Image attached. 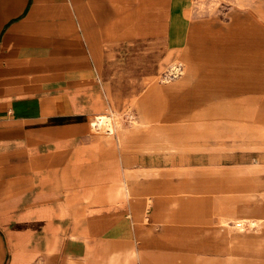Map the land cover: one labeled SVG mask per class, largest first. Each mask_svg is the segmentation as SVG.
<instances>
[{
    "label": "crops",
    "instance_id": "0c3cea01",
    "mask_svg": "<svg viewBox=\"0 0 264 264\" xmlns=\"http://www.w3.org/2000/svg\"><path fill=\"white\" fill-rule=\"evenodd\" d=\"M190 1L0 0V264H232L225 227H262L216 149L256 136L248 113L219 87L212 132L192 84L161 80L217 24ZM236 12L264 27V0Z\"/></svg>",
    "mask_w": 264,
    "mask_h": 264
},
{
    "label": "rangeland",
    "instance_id": "374dc122",
    "mask_svg": "<svg viewBox=\"0 0 264 264\" xmlns=\"http://www.w3.org/2000/svg\"><path fill=\"white\" fill-rule=\"evenodd\" d=\"M250 2L251 0H191V11L188 15L191 20L204 21L213 17L217 24L213 22L203 25L201 29L192 27L189 30L191 43L188 45L189 49L186 48L188 54H184L182 61L177 63L181 67L180 74L183 76L175 79L166 74L161 80L168 83L166 84L168 86H176L180 83L185 88L192 84L193 91L203 102L208 103V109L201 114L200 119L210 121V130L222 128L219 115L224 110L220 108L222 104L219 101L225 100L226 97H221V93L218 92L219 87L230 92L231 96L227 98L233 109H243L248 113L246 120L248 130L255 131L256 136L249 139H228L217 144L216 149L218 153L226 154L224 161L227 172H232L230 174L232 182L246 183L244 189L249 201L246 207L264 213V27H249L252 24L249 23V19L244 27H241V22L234 24L238 18L236 19L232 13L236 10L238 11L236 13L241 11V14L245 15ZM241 14L237 16L240 17ZM215 80L226 83L214 85ZM109 118L101 119L108 123L113 136L117 120ZM134 121L130 112L121 115L120 124L125 122L135 125ZM241 128L240 131H246ZM90 129L92 133L107 134L104 130L95 132L91 126ZM257 131L259 133H256ZM228 173L227 177H229ZM225 229L229 233V241L232 238L234 245L232 264H264L262 227L245 226L239 239L231 237L234 235L233 227L226 226Z\"/></svg>",
    "mask_w": 264,
    "mask_h": 264
},
{
    "label": "bare ground",
    "instance_id": "6f19581e",
    "mask_svg": "<svg viewBox=\"0 0 264 264\" xmlns=\"http://www.w3.org/2000/svg\"><path fill=\"white\" fill-rule=\"evenodd\" d=\"M193 38V37H192ZM199 39V38H198ZM217 40H218V37L216 38ZM191 41V40H190ZM198 41V40H197ZM212 41H215V40H212ZM242 41V40H241ZM218 42V41H217ZM220 42H222V41H220ZM238 42H240V41H238ZM191 43V42H190ZM197 43H199V42H197ZM233 43V42H232ZM234 44V43H233ZM200 46H202V45H200ZM197 47V46H196ZM194 48V47H193ZM205 48V47H204ZM209 48V47H208ZM199 49H200V47H199ZM226 50V49H225ZM198 51H200V50H198ZM232 52V51H231ZM247 52V51H246ZM252 52V51H251ZM254 53V52H253ZM252 53V54H253ZM247 54H249V53H247ZM251 54V55H252ZM258 54H259V52H258ZM255 55H257V54H255ZM220 56V55H219ZM193 57V56H192ZM203 57V56H202ZM218 57V56H217ZM232 57V56H231ZM197 58V57H196ZM199 59L201 60V58L199 57ZM230 59V58H229ZM216 61V60H215ZM237 62V61H236ZM196 64V63H195ZM199 65V64H198ZM197 65V66H198ZM243 68H244V66H243ZM226 69V68H225ZM180 72H181V67H180V65H178V64H175L174 65V67H173V69H172V75H168L167 74V76H169V77H175V76H179V75H181L180 74ZM200 73V72H199ZM203 73V72H202ZM241 75H242V73H241ZM198 76V75H197ZM201 79V78H200ZM226 83V82H225ZM194 84V83H193ZM212 95V94H211ZM235 95V94H234ZM209 96V95H208ZM221 99V98H220ZM219 99V100H220ZM220 103V102H219ZM216 104V103H215ZM214 106V105H213ZM212 113V112H211ZM213 115V114H212ZM211 115V116H212ZM209 117V116H208ZM102 118V117H101ZM210 118H212V117H210ZM202 120V119H201ZM220 120V119H219ZM103 123H105V124H108V123H106L104 120L102 121ZM212 130V132L214 131L213 129H211ZM250 209V208H249ZM238 221V220H237ZM247 222H248V220H247ZM249 224H250V226L251 227H257V226H259V224L258 223H256V222H249ZM226 225V224H225ZM235 225L236 226H234V227H238L239 229H243L247 224H246V222H244V220H242V221H238V222H236L235 223ZM262 227H264V224H262L261 225ZM236 235V234H235Z\"/></svg>",
    "mask_w": 264,
    "mask_h": 264
},
{
    "label": "built area",
    "instance_id": "2783aa9c",
    "mask_svg": "<svg viewBox=\"0 0 264 264\" xmlns=\"http://www.w3.org/2000/svg\"><path fill=\"white\" fill-rule=\"evenodd\" d=\"M90 126L92 129L95 130V132L104 130L109 135L113 134L112 129L109 128L110 126H108V124L103 123L100 116L94 117L92 122L90 123Z\"/></svg>",
    "mask_w": 264,
    "mask_h": 264
}]
</instances>
